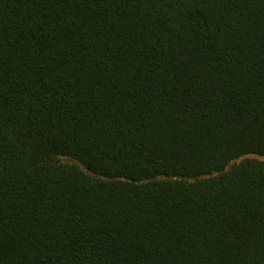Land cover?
Masks as SVG:
<instances>
[{
	"label": "trees",
	"instance_id": "obj_1",
	"mask_svg": "<svg viewBox=\"0 0 264 264\" xmlns=\"http://www.w3.org/2000/svg\"><path fill=\"white\" fill-rule=\"evenodd\" d=\"M254 156L264 0H0V264H264Z\"/></svg>",
	"mask_w": 264,
	"mask_h": 264
},
{
	"label": "rangeland",
	"instance_id": "obj_2",
	"mask_svg": "<svg viewBox=\"0 0 264 264\" xmlns=\"http://www.w3.org/2000/svg\"><path fill=\"white\" fill-rule=\"evenodd\" d=\"M254 157H257V158H259V159H261V160H264V157H259V156H254ZM63 161L64 162H68V163H70V162H72L71 160H69V159H63ZM240 161V160H239ZM239 161H237V162H239Z\"/></svg>",
	"mask_w": 264,
	"mask_h": 264
}]
</instances>
